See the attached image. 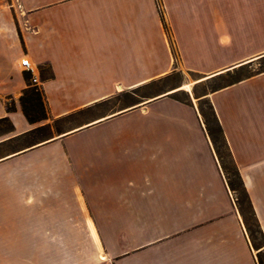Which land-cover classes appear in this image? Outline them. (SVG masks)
Instances as JSON below:
<instances>
[{"label": "crops", "instance_id": "obj_1", "mask_svg": "<svg viewBox=\"0 0 264 264\" xmlns=\"http://www.w3.org/2000/svg\"><path fill=\"white\" fill-rule=\"evenodd\" d=\"M240 1L17 0L15 17L0 7V117L13 126L0 148L110 105L0 154V264H257L196 100H210L264 233V70L187 101L179 87L138 94L174 68L209 78L264 57ZM26 73L47 118L22 112Z\"/></svg>", "mask_w": 264, "mask_h": 264}, {"label": "rangeland", "instance_id": "obj_2", "mask_svg": "<svg viewBox=\"0 0 264 264\" xmlns=\"http://www.w3.org/2000/svg\"><path fill=\"white\" fill-rule=\"evenodd\" d=\"M16 3L17 0H0V7H4L6 13H8L9 16L13 15L15 17V14H17ZM241 4L242 0L240 1V5ZM243 4L244 10L240 9L239 17H244L246 30L252 33L255 25L257 29H260L261 34L264 35V0H244ZM232 17L238 16L236 14H233ZM262 70H264V57L255 59L254 61L243 64L240 67L232 68L229 70L227 69L224 72H221L214 76H208L209 78H205L204 76L200 79H197L199 78V75L194 72L182 70L180 68H174L164 77L151 82L147 89L139 90L138 94H149V96H152L165 90H171L177 87H182L185 84H189V89L178 88L177 91L172 94L180 100L187 101L189 99L192 100V96L195 98V96L200 93L209 92L241 76L249 75ZM133 99L136 98L134 97ZM196 101L201 116L205 117L208 125L214 132V136L216 137V145L218 147L220 155L222 156L224 165L226 166L227 174L234 181L237 187L236 191H231L232 197L234 198V200L237 197H239V199L241 200V207L246 215V218L248 219V224L251 228V239L256 245H260L262 243V239L259 233L256 231V223L252 214L250 213L249 205L245 200L243 191L236 179V176L234 175L232 161L228 155L227 149L223 144L220 133L213 120L212 110L209 104L210 100L207 97H203ZM109 106L110 105H107L105 107H92L91 109L87 108L82 112L70 113L69 115H66L64 117L52 119L50 121L49 127L42 128L39 131H34L31 133V135L22 140L13 141L8 143L7 145H4L2 148H0V154L7 150L17 148L18 146H21L23 144H28L32 140H35L42 136H56L66 128L78 124L82 119L88 118L94 115L96 112L99 113L102 109H109ZM9 127L10 125L8 122H0V139L8 134L7 129ZM253 248L257 252V248ZM262 253L264 254V251H262Z\"/></svg>", "mask_w": 264, "mask_h": 264}, {"label": "trees", "instance_id": "obj_3", "mask_svg": "<svg viewBox=\"0 0 264 264\" xmlns=\"http://www.w3.org/2000/svg\"><path fill=\"white\" fill-rule=\"evenodd\" d=\"M29 77H30V74H25V78L28 80V83H27V86L22 90V93L19 97V102H20V106H21V109H22V112L24 114V116L26 117V119L30 122H33V121H37V120H40V119H43V118H47L48 117V110H47V106H46V103H45V100H44V96H43V92L41 90V88L34 84V83H31L29 82ZM240 78V77H239ZM238 79V78H237ZM235 79V80H237ZM234 81V80H233ZM231 82V81H230ZM210 104V107H211V110H212V116H213V120L216 124V127L220 133V136H221V139L223 141V144L225 145L226 149H227V152H228V155L232 161V164H233V168H234V175L236 176V179L243 191V194H244V198L245 200L247 201L248 205H249V208H250V213L252 214L253 218H254V221L256 223V231L259 233L261 239H262V243L260 245H256L251 237H252V234H251V228L248 224V219L246 218V215L241 207V200L239 199V197L235 198V203L237 205V208L242 216V219H243V222H244V225L246 227V230H247V233H248V236L250 238V241L252 243V246L253 247H256L257 248V252H256V260H257V264H264V254L262 253V251H264V233L259 225V222H258V219L255 215V212H254V209L252 207V203H251V200H250V197L248 195V192L244 186V183H243V180H242V177L240 175V172L232 158V155H231V152L228 148V145H227V142H226V139L224 137V134H223V129H222V126L216 116V113L214 111V108L211 104V102H209ZM8 109H12L14 108V105L12 103L8 104L7 105ZM203 119H204V123H205V128H206V131L208 132L211 140H212V143H213V146H214V149L216 151V154L218 156V159L220 161V164H221V167H222V170L224 172V175L226 177V181H227V184L230 188L231 191H236L237 190V187L234 183V181L228 176L227 174V171H226V166L224 165V162L222 160V156L220 155L219 153V150H218V147L216 145V137L214 136V132L213 130L210 128V126L208 125L206 119L204 116H202ZM3 121V122H8L10 127L7 129V131H10L12 130V123L11 121L9 120V118L7 116H3V117H0V122ZM45 127H49V124H46V125H43V126H40V127H37L36 129L32 130V131H39L41 130L42 128H45Z\"/></svg>", "mask_w": 264, "mask_h": 264}, {"label": "built area", "instance_id": "obj_4", "mask_svg": "<svg viewBox=\"0 0 264 264\" xmlns=\"http://www.w3.org/2000/svg\"><path fill=\"white\" fill-rule=\"evenodd\" d=\"M20 65H21V67H22L24 70H28V71H30L31 73L33 72L34 66H33L31 60L29 59V57H27V56H23V57L20 59ZM31 78H32V81H33V82H36V80H37L36 76H34V75L32 74V77H31Z\"/></svg>", "mask_w": 264, "mask_h": 264}, {"label": "bare ground", "instance_id": "obj_5", "mask_svg": "<svg viewBox=\"0 0 264 264\" xmlns=\"http://www.w3.org/2000/svg\"><path fill=\"white\" fill-rule=\"evenodd\" d=\"M179 88L189 89V84H185V85H183L182 87H179ZM174 90H176V89H174ZM174 90H171V91H174Z\"/></svg>", "mask_w": 264, "mask_h": 264}]
</instances>
